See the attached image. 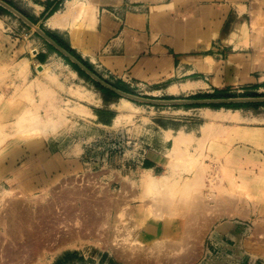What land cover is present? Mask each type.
<instances>
[{"label": "rangeland", "instance_id": "1", "mask_svg": "<svg viewBox=\"0 0 264 264\" xmlns=\"http://www.w3.org/2000/svg\"><path fill=\"white\" fill-rule=\"evenodd\" d=\"M69 18L75 19L74 14ZM73 20L72 40L76 43L82 26L80 19ZM35 27L45 30L43 20H37ZM4 35L10 38L6 43L12 53L10 57H0V165L3 162L16 165L9 169V176L0 177V218L8 213L6 201L17 194L21 202L42 199V203L54 202L58 193L70 194L68 204H44L51 205L52 218L61 217L62 211L68 209L77 213L80 205L76 189H87L98 200L105 190L109 196H117L122 190L128 194H123L126 203L120 205L121 210L110 211V228L116 234L112 244L103 232L107 226L85 227L80 218L73 216L64 224L53 221L56 233L43 243L33 242L30 259L23 255L10 262L2 259L0 264H165L164 259L175 260L183 253L185 260L178 264H237L243 255L234 253L235 242L224 234L223 224L236 222L234 230L244 233L240 243L246 253L263 238L260 229L264 226V182H243L238 179V172L264 177V143L242 138L245 132L253 137L264 136V103L213 108L131 102L105 92L83 73L74 76L73 65L55 51V60L51 59L37 74L28 66L20 70L22 65L18 61L35 47L32 42L43 41L32 28L2 8L0 39ZM61 40L67 45L65 37ZM95 73L129 94L154 100L264 97V83L242 92L223 88L218 96L208 90L169 97L160 89L155 93L123 86L121 81L107 78L98 69ZM37 75L43 80L34 79ZM193 88L189 84L180 86L182 92ZM167 92L177 95L179 90L174 86ZM80 106L91 112H81ZM179 132L186 133L189 140L173 149L172 139ZM22 155H27L29 161H18ZM20 163L24 165L15 172ZM146 176L155 178L157 184L142 188ZM220 198L237 202L234 204L238 206L234 207L237 212L207 213L209 225L205 223L199 232L188 219V210L199 203L211 209ZM127 213L132 214L129 220L125 219ZM7 217L11 219L10 215ZM124 225H129L131 232L125 234ZM3 230L0 226V249L5 252L19 248L23 240L18 236L7 238L2 235ZM23 230L25 241L32 240L28 228ZM67 231H78L82 236L70 241L68 247L53 242ZM149 231L155 234L154 238ZM185 243L188 246L184 249L188 247L190 251L183 250ZM123 246L132 249H128L129 255H117V248ZM192 251L196 259L187 260ZM256 262L264 264L262 259L250 261Z\"/></svg>", "mask_w": 264, "mask_h": 264}, {"label": "crops", "instance_id": "2", "mask_svg": "<svg viewBox=\"0 0 264 264\" xmlns=\"http://www.w3.org/2000/svg\"><path fill=\"white\" fill-rule=\"evenodd\" d=\"M1 1L28 11L27 16L35 20H43L45 31L59 39L65 37L68 47L93 71L98 69L107 78L121 81L123 86L140 87L155 93L161 90L167 96L175 97L223 88L250 91L264 83V0ZM72 1L85 4L94 14L92 26L82 27L76 43L72 40L71 18L57 28L46 26L50 16L64 12L68 3L76 7ZM8 39L7 35L0 39L1 59L11 56L12 49L8 51L6 43ZM32 44L35 47L31 50L35 51L27 52L18 63L26 60L29 69H35L37 74L56 54L44 41H33ZM74 73L77 77V72ZM34 79L43 80L38 75ZM187 84L193 85V90L182 92L180 86ZM174 86L179 93L170 95L167 89ZM81 107L85 113L91 112V109ZM27 159V155H22L18 161L25 163L29 161ZM21 163L15 172L24 165ZM15 165L16 162H3L0 177L9 176ZM223 225L224 234L235 242L234 253L239 257L243 255L237 264H251V258L240 243L244 233H236V222ZM149 232L154 238L155 234Z\"/></svg>", "mask_w": 264, "mask_h": 264}, {"label": "bare ground", "instance_id": "3", "mask_svg": "<svg viewBox=\"0 0 264 264\" xmlns=\"http://www.w3.org/2000/svg\"><path fill=\"white\" fill-rule=\"evenodd\" d=\"M73 14L75 17V19L73 18L74 20H77V19L81 20V24H79V25H81L82 27L83 26H87V27L92 26V24L94 22V20H93L94 14L92 12H90L89 7H87L83 3L77 4L76 7L74 6V8L70 3H68L67 8L64 12H61V13L56 12L52 16H50V18L47 20L46 26L48 28H51V29L63 26V23H65V21L67 20V16H69V15L73 16ZM75 29H76V27H75ZM207 60H209V59H207ZM21 65H22V67H19L20 70H25V68L27 66L26 60L22 61ZM41 73L44 74L43 71ZM170 91L174 92V90H170ZM123 102L125 104H129L124 99H123ZM79 109H80V111L83 110V108L82 109L79 108ZM81 112H84V111H81ZM207 116H209V115H207ZM31 117L29 116L30 119H31ZM26 122H28V121H26ZM17 124H18V122H17ZM17 127H19V126H17ZM187 137H188V135L186 133H182V132H179L176 136H174L172 140H173V146H175V147H173V149L179 148L181 145H184L189 140ZM242 138L245 141H251V142L259 141V142L264 143V136L253 137L252 135L247 134L245 132V133H243ZM175 151H176V149H175ZM251 175H252V173H250V174H241L240 173V174H238V179L243 181V182H249L251 184H256L258 182H260V183L264 182L263 176H255V175L251 176ZM156 184H157V181L155 180V178L147 177L145 180L142 181L141 185H142V188H145V189L148 188L149 189V188H152ZM77 190L78 189H76L75 191H76V194L78 195L77 196L78 197V203H79L78 205H80V207H78L77 213L72 214L71 209H68V210L62 211L61 217H54V218H52V216H51V205H44V204H68L70 202V200H69V197L71 196L70 194L58 193L56 195V198H54V200H55L54 202H52V201L46 202L45 201L44 203H42V201H43L42 199L41 200L39 199L38 201H32V202L26 201V200L21 202L20 196L18 194L15 196L12 195L10 197V199L8 201H6V203H5L8 206V213L6 215H3L0 218V222H1L0 226L1 227L3 226V229H4L2 232V235L7 236V238H12V239L16 238L18 236L19 239L23 240V241H22L20 247L15 249V250L11 249V250H7V251L3 252L0 249V263L2 262V259L4 261L6 260V261L10 262V260L13 261L14 259H18L19 257H21L23 255H25L27 259H30L31 255H33V252H32L33 242L34 243L38 242L39 244L43 243V242L51 239L50 238L51 234L56 233L55 230L57 228H54L52 222L54 221V222H60L61 224H64L65 222L71 220L73 216L75 218H80L82 220L81 221L82 225L85 227H87L89 224L93 225V227L96 225H102V227L107 226L103 229V232H104L105 237L107 238L108 241L112 240L111 241V244H112L114 242L113 238H116V234H114L110 228V221H109L110 211L114 210V209H120V205L126 203L125 200L123 199L125 197V196H123V194H125V195L128 194L127 193L128 191L122 190L121 193L118 194L117 196H109L107 190H105L102 192V196L99 197L100 199L98 200L97 197L95 198L90 193H87L88 192L87 189L78 190L81 193H78ZM70 191H73V190H70ZM33 202H36V203H33ZM236 203H233L228 199L220 198L219 200L213 202L214 205L211 209L209 208L208 205H205L202 203L193 204V208L188 210V213L186 215H187L188 219L191 222H193V224L195 226H197V230L199 228L200 229L199 232H201V228H203L205 225L206 226L209 225L210 220H207V217H205V215L207 213L210 212V215H212V214L218 213V212L224 214V212L227 213V212L233 211L235 214L237 211L234 210V207H237V206L234 204H236ZM23 204H35V205H31V206L29 205L28 207H24ZM163 209H164V207L161 206V211ZM244 212L248 213L249 211L244 210ZM8 215L11 216V219H8V217H7ZM130 217H132V214L127 213L125 219H128ZM209 218H211V217H209ZM203 219H204V223L202 224ZM130 221H132V220H130ZM32 223H34L35 225L32 226ZM4 224H6L5 227H4ZM126 224H128L127 221H126ZM190 225H191V223H190ZM23 228H28V230L30 231V232H28V233H30L29 235L31 236V234H32V236H33L32 240L29 239L28 241H25V239L23 238L24 237ZM123 229L125 231V234L128 232H131L130 231L131 228L129 225H124ZM189 229H191V228H189ZM186 230H188V228ZM260 230L263 231V238L261 240H259L258 244L250 247L249 253H247V254L249 255V257L251 258L252 261L256 258V259H262V261L264 262V253H258L260 250H264V226ZM195 231H193V232H195ZM184 233H186V232H184ZM187 233H188V231H187ZM81 236L82 235L78 231H76V232L67 231V232L63 233L62 235H59L58 239H54L53 242L57 241L58 243H65L66 247H68V246H71V242H73L72 241L73 239L79 238ZM188 236H191V235H188ZM123 239L124 238H122V240ZM194 241H195V243L197 242L195 239H194ZM189 242H191V241H188L187 243L189 244ZM191 244H193V243H191ZM191 244H189V245L192 246ZM186 246H188L186 243L183 244V250H188V247H187V249H184ZM260 248H262V249H260ZM128 249L130 251H132V249L129 247H127V248L124 246L118 247L117 248V255H120V256L129 255L127 253V251H129ZM190 250H188V251H190ZM135 251H137V249ZM183 252H185V251H183ZM193 252L194 251H192V253L190 254V256L188 258L186 257L187 260L191 259V258L196 259L195 252L194 253ZM131 255L132 254H130L129 257H131ZM25 256L23 258H25ZM180 256L175 258V260H174V258L169 259V260L164 259L165 261L167 260L165 262V264H167L168 261H171L173 264H178L181 262L182 259L185 260L184 253L181 254ZM157 259H158V256H157Z\"/></svg>", "mask_w": 264, "mask_h": 264}, {"label": "water", "instance_id": "4", "mask_svg": "<svg viewBox=\"0 0 264 264\" xmlns=\"http://www.w3.org/2000/svg\"><path fill=\"white\" fill-rule=\"evenodd\" d=\"M0 7L11 13L13 16L20 19L25 25L32 28L36 34L56 53L65 58L71 65L76 67L80 72L90 78L94 83L100 87L108 90L109 92L121 96L122 98L137 103L149 104V105H160V106H179V105H229V104H248V103H264V97L256 98H227V99H168V100H154L141 98L132 94L125 93L115 88L110 83L106 82L103 78L98 76L95 72L89 70L82 62L77 58L59 46L53 41L45 30L39 27H35L27 18L21 15L14 8L0 0Z\"/></svg>", "mask_w": 264, "mask_h": 264}, {"label": "trees", "instance_id": "5", "mask_svg": "<svg viewBox=\"0 0 264 264\" xmlns=\"http://www.w3.org/2000/svg\"><path fill=\"white\" fill-rule=\"evenodd\" d=\"M6 3V2H5ZM6 4H8L10 7H12V8H14L15 10H16V8L14 7V6H12L11 4H9V3H6ZM0 11H2V8H0ZM16 11H18L21 15H23L25 18H27L34 26L37 24V20H35V19H33V18H31V17H29V16H27V15H25L24 13H22L20 10H16ZM53 13V12H52ZM51 13V14H52ZM50 14V15H51ZM47 35L53 40V41H55L59 46H61L63 49H65L67 52H69L71 55H73L75 58H77L80 62H82L89 70H91V71H93V69H92V67L89 65V64H87L86 62H83L77 55H76V53L73 51V50H71L67 45H65V44H63V42H62V40L61 39H59V38H57L56 36H54V35H52V34H49V33H47ZM49 48H51L50 46H49ZM52 49V48H51ZM73 68L75 69V72H77V73H82V72H80L76 67H74L73 66ZM93 72H95V71H93ZM97 85V84H96ZM112 85V84H111ZM115 88H117V89H119V90H121V91H123V92H125V93H127V91H125L124 89H120L119 87H117V86H115V85H113ZM103 89V88H102ZM105 92H107V93H110V94H112L111 92H109L108 90H106V89H103ZM219 91L220 90H214L213 92H214V94H215V96H218V93H219ZM129 94V93H128ZM242 105H244V104H229V105H209V107H213V108H222V107H225V108H237V107H239V106H242Z\"/></svg>", "mask_w": 264, "mask_h": 264}]
</instances>
